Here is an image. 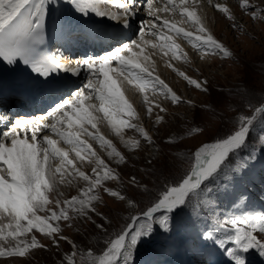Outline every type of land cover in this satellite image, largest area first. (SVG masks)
Here are the masks:
<instances>
[{
  "label": "snow or ice",
  "instance_id": "obj_1",
  "mask_svg": "<svg viewBox=\"0 0 264 264\" xmlns=\"http://www.w3.org/2000/svg\"><path fill=\"white\" fill-rule=\"evenodd\" d=\"M159 2L161 6L157 7V0H66L75 16L81 19L76 26L81 31H84L83 18L91 15L117 21L124 27H129L130 18L140 11L146 9L148 17L138 28V39L121 43L104 55L87 56L73 62L62 53L50 52L47 47L53 5L60 0H0V63L23 64L52 90L66 87L55 80L59 74L83 77L81 85L74 91L69 89L68 98L62 96L43 118L9 120L0 129V258L25 257L33 249L48 250L49 245L42 244L33 234L39 233L50 240L53 248L59 249L62 241L70 246L60 257V264H136V253L144 240L157 231L168 233L170 222L186 207L193 208L197 214L205 207L212 208L214 197L218 196L217 181L231 183L234 180L233 158L253 147L254 128L259 126L264 131V103L252 106L254 110L249 115H238L236 124L223 133H215L210 142H202L190 151L188 168L175 177L166 178L155 193L135 172L126 174L127 181L122 179L117 168L127 165L128 157L99 130V125L106 122L112 134L130 151L140 150L141 141L155 146L150 132L133 122L140 120V116L125 94V85L142 96L149 118L155 112L154 124L164 122L165 116L160 113H166L167 109L150 99L149 92L163 96L174 106L188 103L195 110L192 101H183L155 74V63L146 52L147 48L154 50L153 55L159 51L165 57L170 54L172 60L187 61V53L176 42L179 39L206 54L222 58L232 56L205 27L203 17L198 14L201 0ZM207 4L227 19H235L226 4L214 3V0H207ZM239 8L250 12L252 19L264 12V8L254 6L250 0H239ZM176 16L179 19H175ZM55 25L61 35L70 36L76 30L63 14L56 19ZM181 25H189L195 31H188ZM232 27L239 26L233 23ZM167 67L189 86L202 93L209 91L207 80L194 79L172 63H167ZM217 103L224 101L221 99ZM203 104L204 108L211 106L210 102ZM5 120L6 117L0 116V123ZM127 129L133 130L138 138L125 139ZM203 131L194 126L187 128L185 135L194 136ZM83 137L104 149L117 168L97 155ZM178 139H182L179 134ZM164 142L176 148L177 141L171 135ZM259 150L264 153V144ZM156 151L159 152V148ZM249 158L254 159L251 153ZM154 160L153 156L148 158L145 174H154L151 168ZM77 162L89 165L94 162L91 173L78 167ZM81 182L82 187L79 186ZM110 182L121 187L110 186ZM73 183L78 187L77 194L61 199L64 194L60 186ZM101 192L129 210L114 231H110L113 220L97 211ZM146 195L151 199L141 207L140 201ZM233 196L234 202L243 199V193ZM74 220L87 222L104 235V247L99 254H94L91 248L82 252L75 241L62 234L60 222L72 226ZM202 236L203 241H211L222 251L230 264H246V254L252 250L264 257V211L217 219Z\"/></svg>",
  "mask_w": 264,
  "mask_h": 264
},
{
  "label": "rangeland",
  "instance_id": "obj_2",
  "mask_svg": "<svg viewBox=\"0 0 264 264\" xmlns=\"http://www.w3.org/2000/svg\"><path fill=\"white\" fill-rule=\"evenodd\" d=\"M259 2L261 5L264 4V0H259ZM227 6L234 16V20L227 19L217 10H211L208 5L203 10L206 11L208 24L214 29V33L219 38L217 40L231 51V57L222 58L215 54H206L202 51L196 52L190 46L187 49L196 55V61H189L187 54V61L184 62L189 65V69L185 67L186 70H182L183 68L179 62L183 63V61L171 60L179 71H186L185 73L194 79L207 80L209 82L207 85L209 91L207 93H202L189 86L172 69L169 68L168 71L170 73H168V71L159 67L163 64L160 59L156 62L159 66L155 69L163 73L165 76L163 78L167 79L165 80L166 83L183 101H192L196 105L195 110L188 103L174 106L163 96L152 95L149 92L150 99L153 98L156 103L167 109L166 113H160L165 116L164 122L154 124L155 112L149 118L145 111L142 96L127 86L129 100L134 107L136 106V111L140 116V120H134L133 122L141 124L150 132L155 141V146L147 145L141 141L142 147L140 150L130 151L125 144H122L123 141L113 134V138L108 139L112 140L117 149L128 157L127 165L121 164L117 168L115 162L108 158L104 149L100 148L95 141L90 140L88 137H83L84 139L88 138L86 140H89L88 143L92 145L97 155L122 173L124 181H127V173L135 172L137 177L147 183L152 192L155 193L166 178L175 177L188 168L187 157L190 151L195 150L202 142H210L215 133H223L227 128L232 127L237 123L238 115H249L254 110L252 106L259 107L264 103V12L257 19H252L249 13L238 10L236 5L228 4ZM233 23L239 27L233 28ZM183 26L188 30L187 26ZM155 57L157 58L156 55ZM199 61H202V63L198 65L197 62ZM247 93L250 94L245 95ZM221 99L224 103H217ZM203 102H210L211 106L204 108ZM201 109L204 110L202 111ZM194 126H199L204 131L194 134V136L185 135L186 129ZM99 129L101 133L107 131L108 134H112L106 122L101 123ZM102 134L105 135V132ZM178 134L182 139H178ZM169 135H171L173 140L177 141L176 148H171L164 142ZM124 137L125 139L129 137L138 138L137 134L130 129L124 131ZM253 137L255 138L253 147L233 158L231 168L235 170L236 174L238 170L235 168L239 164L240 159L241 165H244L245 160L250 159L249 153H251L252 157L256 154L260 155L259 149L261 144H264V131L257 126L253 129ZM61 146L67 147L63 144ZM156 148H159V152L156 151ZM261 154V162H264V153ZM71 155L74 158V154ZM150 156L155 157L151 166L154 174L147 175L145 174V167ZM80 163L77 162L78 167H81ZM92 166H94V162L87 171L85 169L84 171L90 174ZM245 170L247 171V169ZM236 174L231 183H236L242 176ZM231 183L218 180L215 185L218 196L214 197L212 208L205 207L201 213L197 214L193 208L186 207L183 213L176 215L170 222L171 230L168 233L157 231L150 239L141 243L136 253V255L139 254L137 258L144 257L149 252H156V254L149 253L150 258L154 259L153 256L164 253L163 250L166 249L169 236H176L178 232H181L187 238L189 236L192 241L193 237L198 234L197 230H204L203 225L207 221L209 222L211 219L222 220L221 217L223 216H219L216 210L218 204H221L223 190ZM113 185L117 188L121 187L116 182L110 183V186ZM79 186H83L82 182ZM59 190L64 194L60 198L64 199L71 195H76L78 187L73 183L71 186L62 185ZM129 194H131V191ZM100 196L101 201L97 203V211L108 215L113 220V227L110 228V231H114L123 222L122 218L129 214V210L126 209L124 204L114 203L103 192L100 193ZM149 199H151V196H144L140 201V206L146 205ZM41 214L43 215V213ZM119 214H121L120 217H118ZM93 219L101 222L96 216H93ZM60 227L62 234L67 236L69 240L75 241L82 252H86L88 248H91L94 254H99L102 251L104 235L87 222L74 220L72 226H68L65 222H60ZM33 234L36 235L42 244L49 245L48 250L33 249L25 257L0 258V264H60V257L68 252L70 246L62 241L59 249H56L51 247L49 239L39 233Z\"/></svg>",
  "mask_w": 264,
  "mask_h": 264
},
{
  "label": "bare ground",
  "instance_id": "obj_3",
  "mask_svg": "<svg viewBox=\"0 0 264 264\" xmlns=\"http://www.w3.org/2000/svg\"><path fill=\"white\" fill-rule=\"evenodd\" d=\"M205 2H206V4H205ZM205 2H203V3H201V6H199L198 7V14L199 15H201L202 17H203V19H204V24H205V27L209 30V32L214 36V37H216V39H218L219 40V38L216 36V34L214 33V29L208 24V21H207V15H206V11H204L203 10V8L205 7L206 8V5H208L207 4V0L205 1ZM220 2L221 3H224V4H226V5H228V4H230V2L229 1H224V0H220ZM264 3V2H263ZM208 6H210V5H208ZM184 27V26H183ZM185 29H187L186 27H184ZM188 31H189V29H188ZM190 31H193L194 32V30H190ZM56 40L57 41H65V40H69L68 39V37L66 36V35H61V36H57L56 37ZM179 45H182L181 46V48H183V50L184 49H186V50H184V52L185 53H187L188 54V59H189V61H192V60H195L196 61V55H194V54H192L191 53V51H188V49L187 48H190V44L188 43V42H186L185 40H177L176 41ZM57 45H58V43H57ZM192 49H193V47H192ZM190 50V49H189ZM153 49H151V48H147L146 49V52L148 53V54H150L151 55V58H152V60L154 61V63H155V68H157L159 65L156 63L159 59L161 60V63H163L161 66H159V67H162L163 69H165L166 71H168V67H167V63H172L171 62V57H170V54H169V56L168 57H165V56H163V54L162 53H160L159 51H156L155 52V54L153 55L152 53H153ZM155 55L157 56V58L155 57ZM167 61H169V62H167ZM173 61V60H172ZM160 62V61H159ZM174 62H176V61H174ZM178 63V62H177ZM179 63H181V66H182V70H186V68L185 67H187L188 69H189V65L187 64V63H185L184 61H183V63L182 62H179ZM198 63V65H199V63H202V61H199V62H197ZM178 65V64H177ZM204 65V64H203ZM181 70V71H182ZM172 71V70H171ZM173 72V71H172ZM186 72V71H185ZM168 73H170L169 71H168ZM155 74L156 75H159L160 77H162L161 75H162V73L160 72V70H158V69H155ZM182 81H183V79H182ZM166 82V81H165ZM172 85V84H171ZM128 87H130V86H128ZM132 89V88H131ZM136 92V91H135ZM125 94H126V96H127V98L129 99V94H128V91H127V85H125ZM153 95V94H152ZM150 96H151V94H150ZM139 98V97H138ZM152 100H154L153 98H152ZM143 101V100H142ZM137 102V101H136ZM135 102V103H136ZM108 129H109V127H108ZM100 130V129H99ZM101 131V130H100ZM103 132H105V135H106V138H113V134H108L107 133V131H103ZM102 132V133H103ZM86 139H88V138H86ZM85 139V140H86ZM89 141V140H88ZM122 144H124V143H122ZM62 145V144H61ZM93 148V147H92ZM101 148V147H100ZM73 157V156H72ZM81 164V167H82V169L84 170H88L89 168H90V165L88 164V163H80ZM110 183H112V182H110ZM68 192H69V190H68ZM120 215L121 214H119V216L118 217H120ZM181 255H185V253H181Z\"/></svg>",
  "mask_w": 264,
  "mask_h": 264
}]
</instances>
